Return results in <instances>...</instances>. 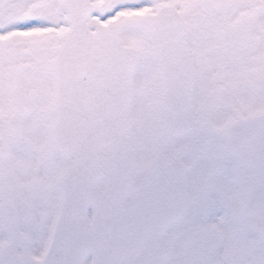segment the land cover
I'll use <instances>...</instances> for the list:
<instances>
[{
  "label": "snow or ice",
  "instance_id": "1",
  "mask_svg": "<svg viewBox=\"0 0 264 264\" xmlns=\"http://www.w3.org/2000/svg\"><path fill=\"white\" fill-rule=\"evenodd\" d=\"M0 264H264V0H0Z\"/></svg>",
  "mask_w": 264,
  "mask_h": 264
}]
</instances>
